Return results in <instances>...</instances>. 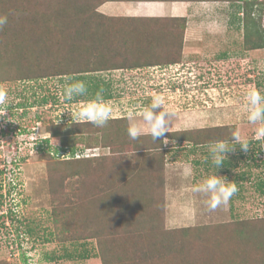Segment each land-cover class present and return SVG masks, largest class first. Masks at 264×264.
Listing matches in <instances>:
<instances>
[{
  "label": "rangeland",
  "instance_id": "rangeland-1",
  "mask_svg": "<svg viewBox=\"0 0 264 264\" xmlns=\"http://www.w3.org/2000/svg\"><path fill=\"white\" fill-rule=\"evenodd\" d=\"M245 2L264 30V0H101L94 15L104 33L96 37L109 36L110 44L108 50L93 46L95 58L115 52L114 57L122 59L117 53L122 41L141 37L139 24L152 26L148 19H159V28L172 33L180 47V52L175 49L179 52L175 64L115 69L95 76L81 73L94 78L109 95L105 100L112 105V122L102 128L71 120L69 112L86 102L89 93L69 102L63 99L62 88L79 79L45 67L51 54L41 56L43 41L36 35L28 31L32 47L41 45L35 60L40 66L37 78L9 79L5 71L9 66L5 68L0 57V86L9 92L7 117L0 118V184L3 194L10 190L0 211V264H264V194L256 185L264 182V139L257 138L258 125L248 122L244 109L248 89L256 87L264 95V49L244 50ZM25 4L24 9L23 0H0V15L18 10L0 29V48L6 46L5 55L10 58L16 43L27 40L22 33L26 28L21 27L27 25L24 19L34 17L30 16L32 0ZM181 19L185 25L180 29ZM113 20L115 29L108 27ZM113 30L118 32L114 38ZM76 34L68 32L73 40ZM81 38L90 42L86 34ZM45 41L48 46L49 39ZM157 94L172 113L165 134L169 143L153 141L148 134L130 139L129 113L139 123L140 110ZM118 126L126 134L115 142L113 132ZM220 126L238 130L249 140V151L244 153L236 145L216 170L210 155L202 152L210 150V145L203 144L194 163L193 159L185 162L196 171L198 184L216 171L234 181L238 192L215 211L207 209L204 194H200L201 202H192L188 209L173 202L178 198V174L172 173L164 184V172L169 169H165L166 150L187 144L178 139L182 135L193 138L199 130ZM123 142L128 151L118 153ZM129 144L137 146L131 147L137 153H131ZM71 146L83 152L73 160L96 157L100 163L95 160L86 167L61 160L57 151ZM176 160L184 158L177 155ZM70 161L72 166L66 169L62 164ZM132 188L149 202L136 209L124 207L121 200ZM140 246L145 250L141 252Z\"/></svg>",
  "mask_w": 264,
  "mask_h": 264
},
{
  "label": "trees",
  "instance_id": "trees-1",
  "mask_svg": "<svg viewBox=\"0 0 264 264\" xmlns=\"http://www.w3.org/2000/svg\"><path fill=\"white\" fill-rule=\"evenodd\" d=\"M100 1L101 0H65L64 2H62L60 0H32V8L30 11L31 12L30 16L33 14L34 17L24 19L27 20V25H23V26L21 25L23 29L26 28L22 32L25 38H27V40H25L26 42L16 43L17 46L12 58L5 55V53H7L6 46L3 49L0 48L3 50L4 53L2 54V52H0V57H2V59L4 60V62L3 63L1 62V64H4L5 68L9 66V68L5 69V71L9 72L11 75V78L9 79L30 80V78L33 77L37 78V76H39L38 72L40 70L38 68L40 66L35 65L36 64L35 60L36 58H38L37 46H41V45L44 47L42 48L43 51H41L43 52L41 54L42 57L44 53H46L45 57L47 56V54L48 55L51 54L49 55L51 56L50 62L46 63V65L48 64V66H46L44 63L45 67H49L54 70L56 69L57 74L60 76L76 75L74 76L75 78H78L79 80H83L84 82L87 83V88H88L87 93H89V95L85 96L84 98L85 101L94 98L95 93L100 90H103L104 99L108 98L109 95L105 94L104 87H101L100 83L98 84L97 82H95L94 78L91 77L86 78L88 75L85 76L84 74H81L83 72L84 73L91 72L92 76H95V74L99 72H109L110 70H115V69L131 70L133 68L152 67L159 65L166 66L171 63L175 64L179 62L180 47L179 48L178 46L176 47L177 40L174 39L175 38L174 36H172L174 38L171 37L172 33H168L159 28L160 25L159 19L156 20L148 19V22L152 23V26L150 24L149 26L143 23L141 25L139 24V26H141L142 28L141 37L139 35L138 36L136 35L135 37L134 36L126 37L128 38V41L125 42V44H123L122 41L120 45L121 46L120 49H117L118 57L119 55H121L122 59L119 60L118 58H115L114 57L116 56L115 52H113V55L106 56V54H103L105 55L103 56L101 54V56L95 58L93 52V46L97 50L99 49L108 50L109 49L108 45L110 44L109 36H106L104 38L103 36H100L98 38L96 37L97 34L101 35L104 33L103 29L100 28V25L97 24L96 17L94 15L96 13L95 6L98 3H100ZM136 1H163V0H136ZM25 2L27 3V0H23L24 9L26 8ZM244 5L246 7V10L244 11V16L242 18V27H241L243 33L244 50L249 51V50L264 49V30L261 28V24H260L261 19L254 18L251 15L250 13L251 11L247 10V2H245ZM15 14H9L8 16L12 17L13 19L16 17ZM84 17L87 18V20L85 22H82V18ZM112 22L113 24H111L108 27L111 29H115L116 21L113 20ZM180 22H182L181 27H179L181 29L185 25L184 23L185 20L181 19ZM117 30H113L112 38H114V36H117L115 33L117 32ZM25 31L27 32L24 33ZM28 31L31 32L32 35H36V37L40 38V40L43 41L42 44L35 45L34 47H32L33 45H31L30 41L28 40L30 38ZM68 32L77 33L76 34L77 38L73 40L72 38L69 37ZM180 32H182V30H180ZM167 33L168 36H166ZM84 34H86L90 40L88 44L82 41L83 39L81 38V35ZM46 39H49L50 41L48 46H47V42L45 41ZM180 42L182 43V41ZM180 42H179V46L181 45ZM175 49H179V52L176 51ZM27 53L28 56L25 57ZM4 56L7 57L6 61L4 59ZM120 61L121 62L123 61V63L124 61L129 62L131 63V65L127 64L129 66H125ZM67 69L70 70V72ZM85 69L86 71H84ZM47 101L48 100H46L45 98L42 100L43 103H46ZM109 122H112V120H109ZM85 123L88 122H84L82 124ZM233 130H236L233 126H220V127L210 128L207 130L206 129L199 130L198 136H195L193 138H191V136L189 137L183 136L181 133L182 136L178 137V139L184 140L185 142L188 141L190 146H192L193 148H196L203 144L211 145L212 142L217 140H228L231 143L230 137ZM108 133L112 135L111 132ZM113 133H114L113 137L116 136L114 138L115 142L122 140L120 138L121 135L126 134V132L123 131V129L120 128L119 126L116 127V131H114ZM109 138L111 139L112 136ZM43 142L47 143L48 141L44 140ZM188 143L187 145H189ZM125 146L126 145L124 142L121 143L120 147L122 148V150L120 149V151L117 152L119 153L122 151H128V150H124ZM132 146L133 144H129L131 153L132 154L137 153L133 150L137 146L135 145L134 146L135 148H133ZM131 147L133 149H131ZM197 150L202 151L203 148L198 147ZM60 151L62 152L68 151L69 153L68 154L69 158L66 159L63 158L61 160L70 159L75 163H80L81 165L83 166L85 165L86 167L89 164L93 163L95 160L97 161L95 164L100 163L99 159H97L96 157L81 158L84 161H81V159H75L76 161L73 160L74 156L76 155L79 156L83 154L81 149L78 147L76 148L71 146V148L69 149L62 147V149L57 152ZM202 152L205 153L204 150ZM208 152H210V150ZM72 161L64 162L62 165L68 166L67 168L66 167L65 168L69 169L70 166H72L71 163ZM192 161L194 163V159ZM195 163L198 164V162ZM0 174H2V170H0ZM243 177L244 174H241V179H243ZM130 184L134 185V181H132ZM124 185H126V182H124ZM256 185L257 188L259 189V192L261 194H264L263 180L256 183ZM131 190L132 191H130L129 196L121 200V204L124 205V207L131 206L132 209L133 208L136 209V207L137 208L139 207L140 203L141 205H143L149 202L148 200L150 199L148 197L143 198L140 192L137 191V189L135 190L134 188H132ZM1 191H2V187L0 184V211L3 207L2 205L5 200L4 195ZM9 191L10 190H8L7 196L9 195ZM115 193L112 194L116 196L117 193L116 194ZM156 194L157 191L154 193V196H156ZM161 198L163 199L162 196ZM62 230L66 231L65 229ZM242 233L243 232L239 230V234ZM140 247H141L140 248L141 252L142 250H145V246H140ZM149 249L155 250L150 247ZM103 255H104L103 252H101L100 256L98 257L101 259L104 257ZM84 257H88V256L84 255ZM143 260L147 261L149 260V258L147 257L146 259Z\"/></svg>",
  "mask_w": 264,
  "mask_h": 264
},
{
  "label": "clouds",
  "instance_id": "clouds-1",
  "mask_svg": "<svg viewBox=\"0 0 264 264\" xmlns=\"http://www.w3.org/2000/svg\"><path fill=\"white\" fill-rule=\"evenodd\" d=\"M8 23L7 15H0V29ZM88 88L83 80H75L62 88L61 95L65 101H73L77 97L87 94ZM165 101L159 94L154 95L149 106L143 107L139 112L140 122L135 121L133 113H129L132 123L127 128L130 139L137 140L141 135L148 134L153 141L161 140L169 143L165 134L169 132L171 111L164 107ZM9 107V92L0 86V118L7 117ZM244 109L249 123L258 125L255 134L258 139H264V95L256 87L248 89L245 93ZM64 112V111H62ZM61 112V113H62ZM60 113V114H61ZM74 123L88 122L95 127H105L112 117V105L104 99L103 90L97 91L94 98L81 104L74 112H69ZM55 123H59L57 120ZM228 140H217L210 145V154L216 170L227 159V153L233 152L236 145L244 153L249 151V140L243 137L238 130H233ZM174 143V142H173ZM196 193L206 196L204 200L207 209L215 211L230 202L238 192L237 184L216 171L207 176L201 183L192 189Z\"/></svg>",
  "mask_w": 264,
  "mask_h": 264
},
{
  "label": "crops",
  "instance_id": "crops-1",
  "mask_svg": "<svg viewBox=\"0 0 264 264\" xmlns=\"http://www.w3.org/2000/svg\"><path fill=\"white\" fill-rule=\"evenodd\" d=\"M245 52H248V51H245ZM243 57H244L243 60L247 58L246 53L244 54ZM209 75L210 74L206 73L205 78H207ZM199 77L201 78V76ZM176 145H179V144H176ZM197 148L198 147L193 148L190 145L184 144V145L174 146L173 148H169L168 150H166V154H168V158L166 161L168 162V164H165V169H167V167H169V169L167 170V172L166 171L164 172L165 173L164 175L165 183L164 184L167 185L168 180H171L172 178L171 174L174 172H177L178 184H177V191H175V193L176 195H178V198L173 202H177L181 204L182 206H185L186 208L187 207L190 208V205L192 204V202H194L195 204H198L199 202H201V198H200L201 193H196L192 190L193 187L196 186V182L198 184L199 177L196 171L194 172L192 165L190 163L185 162L188 159L192 160L193 157L196 156V154L200 153V151H198ZM171 149H173V151ZM208 151H206L205 153L210 155V159H211L212 158L211 154ZM177 155L178 157L179 156L183 157L184 160L182 162L176 160Z\"/></svg>",
  "mask_w": 264,
  "mask_h": 264
},
{
  "label": "built area",
  "instance_id": "built-area-1",
  "mask_svg": "<svg viewBox=\"0 0 264 264\" xmlns=\"http://www.w3.org/2000/svg\"><path fill=\"white\" fill-rule=\"evenodd\" d=\"M59 154H60L61 158L63 159V158H68V154H69V153H68V151H66V152H65V151H64V152L61 151ZM76 156H77V155H76ZM11 162H12V161L10 160V162H8V163L11 164ZM10 187H11V186H10ZM3 190H4V189H3ZM3 195H4V198H5V200H6L7 197H8V196H7V191H6V190H5V193H4ZM7 200H8V199H7ZM7 200H6V201H7ZM0 213H3V212H0Z\"/></svg>",
  "mask_w": 264,
  "mask_h": 264
}]
</instances>
